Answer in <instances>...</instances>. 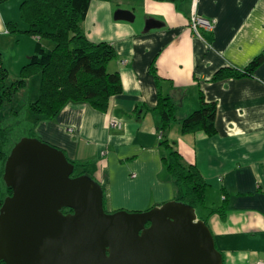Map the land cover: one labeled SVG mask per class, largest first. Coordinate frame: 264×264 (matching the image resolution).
Listing matches in <instances>:
<instances>
[{
    "label": "crops",
    "instance_id": "obj_1",
    "mask_svg": "<svg viewBox=\"0 0 264 264\" xmlns=\"http://www.w3.org/2000/svg\"><path fill=\"white\" fill-rule=\"evenodd\" d=\"M120 4L91 0L80 27L90 42L113 47L106 70L118 74L121 92L105 111L86 101L66 103L54 119L40 120L36 135L99 183L108 213L143 212L174 200L161 160L167 151L160 143L167 141L206 183L204 205L195 213L206 221L222 264L264 261V61L251 76L212 80L218 70H243L264 53V0ZM117 9L130 11L133 22L114 20ZM192 11L214 20L213 31L196 36L188 23ZM7 23L0 14L4 40ZM158 93L172 101L177 118L199 109L200 97L214 103L216 134L184 133L177 120L158 133ZM223 206L222 216L215 210Z\"/></svg>",
    "mask_w": 264,
    "mask_h": 264
},
{
    "label": "water",
    "instance_id": "obj_2",
    "mask_svg": "<svg viewBox=\"0 0 264 264\" xmlns=\"http://www.w3.org/2000/svg\"><path fill=\"white\" fill-rule=\"evenodd\" d=\"M114 20L133 22L134 15L117 9ZM73 175V164L57 147L28 137L15 143L2 177L11 195L0 207V261L222 264L194 208L168 201L143 212L108 213L100 185Z\"/></svg>",
    "mask_w": 264,
    "mask_h": 264
},
{
    "label": "trees",
    "instance_id": "obj_3",
    "mask_svg": "<svg viewBox=\"0 0 264 264\" xmlns=\"http://www.w3.org/2000/svg\"><path fill=\"white\" fill-rule=\"evenodd\" d=\"M5 1L7 0H0V3ZM18 1L20 21L26 27L19 29L18 22H8L6 29L10 34L19 33L34 37L36 46L27 63L21 67L19 78L10 83L6 81L9 73L3 65L0 54V114L3 104L10 103L14 95L26 86V79L38 76L39 86L37 98L29 104L31 119L28 128L19 138H13L14 126L7 125L6 120L0 115V207L3 200L11 195V190L5 186L2 178L4 163L12 147L21 137L32 131L42 118L54 119L68 102L86 101L93 108L105 111L109 98L121 92L118 74L106 70L109 61L115 57L113 47L108 43L90 42L80 27L91 0ZM41 40H46L49 45L43 46ZM263 61L264 53H261L243 70L220 69L213 75L212 80L251 76ZM155 79L158 88L156 75ZM200 99L199 109L186 117L177 118L172 101L158 93L155 109L159 118L156 126L158 133L163 135L170 122L177 120L184 133L202 130L207 136H214L216 129L213 117L216 105L204 103L202 97ZM160 145L167 151L161 160L176 189L172 201L194 209L202 207L206 183L198 170L193 165L183 166L181 156L169 146L167 141L162 140ZM71 163L74 166L73 176L91 177L86 171L77 173V168L82 166ZM223 205L226 206V197ZM224 206L215 211L223 216ZM63 212L69 210L64 209ZM204 223L206 224V221ZM0 264L4 263L0 261Z\"/></svg>",
    "mask_w": 264,
    "mask_h": 264
},
{
    "label": "rangeland",
    "instance_id": "obj_4",
    "mask_svg": "<svg viewBox=\"0 0 264 264\" xmlns=\"http://www.w3.org/2000/svg\"><path fill=\"white\" fill-rule=\"evenodd\" d=\"M114 1L119 4L122 2V0ZM120 6L122 7V3ZM0 14L6 22H14V20L15 22H18L19 29H24V27H26L25 24L20 21L18 0H7L5 2H1ZM11 42L12 44H10ZM40 43L43 46L49 45L46 40H41ZM50 45L52 44L50 43ZM35 46V42L26 34L11 33L6 40L0 38V54L2 62L9 73L6 80L7 83L15 81L19 78L20 69L27 63L26 59L34 53ZM26 82V86L14 95V98L10 103L3 104L0 114L1 117L6 120L7 125L14 126L13 138L16 139L23 135V131L28 128L27 126L31 119L29 104L36 99L38 95V76L28 78L26 79ZM34 130L35 128L26 133L25 137L39 139V136L36 135V130Z\"/></svg>",
    "mask_w": 264,
    "mask_h": 264
},
{
    "label": "built area",
    "instance_id": "obj_5",
    "mask_svg": "<svg viewBox=\"0 0 264 264\" xmlns=\"http://www.w3.org/2000/svg\"><path fill=\"white\" fill-rule=\"evenodd\" d=\"M189 28L192 30V32L196 36H201L200 31H206V32H212L215 27V21L210 20L207 18H204L202 16H199L195 14L194 11H192L189 19ZM111 125L113 127H120V124L117 122H111ZM254 264H264V261H257Z\"/></svg>",
    "mask_w": 264,
    "mask_h": 264
}]
</instances>
